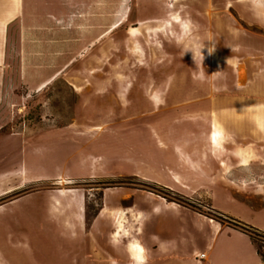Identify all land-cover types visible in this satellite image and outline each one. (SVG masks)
<instances>
[{"label": "rangeland", "instance_id": "1", "mask_svg": "<svg viewBox=\"0 0 264 264\" xmlns=\"http://www.w3.org/2000/svg\"><path fill=\"white\" fill-rule=\"evenodd\" d=\"M249 2L24 0L3 73L12 126H54L61 169L38 170L64 179L0 199V264L85 256L84 228L74 247L53 222L73 220L65 199L60 215L54 205L59 188L84 196L86 226L145 192L204 211L250 236L264 264V17Z\"/></svg>", "mask_w": 264, "mask_h": 264}, {"label": "crops", "instance_id": "2", "mask_svg": "<svg viewBox=\"0 0 264 264\" xmlns=\"http://www.w3.org/2000/svg\"><path fill=\"white\" fill-rule=\"evenodd\" d=\"M248 1L256 5L257 15L264 17V0ZM23 4L24 0H0V199L23 189L40 176L55 178L56 184L59 179H64L61 174L55 176L58 174L51 170H38V165L46 161L61 169L62 143L54 126L36 131L27 125L17 130L12 126L8 106L12 95L3 73L9 48V28L21 14ZM256 24L264 27V19L257 20ZM241 74L242 71H238V78ZM216 123H219L218 127H215ZM211 127L209 137L218 149L222 144L223 123L214 117ZM216 129L221 130L218 143L213 142ZM238 150L244 161L241 164H248L251 158L244 154L245 149L236 148ZM259 164H264V158H260ZM202 170L207 174L206 169ZM167 186L177 191L174 186ZM57 192L54 199L58 201L54 205L60 210L59 215L63 212L62 199H65L64 208L70 209L68 213H73V220L71 216L62 220L60 215L53 222L59 230L73 231L67 234L70 245L76 247L81 239L79 231L84 228L86 253L73 264H263L250 236L224 225L204 211L169 201L158 194L145 192L136 195L131 206L123 209L117 206L111 212L104 206L90 226H86L84 196L74 188H59ZM217 207L222 209L219 205ZM129 235L133 239L126 242ZM203 253L205 257L201 258Z\"/></svg>", "mask_w": 264, "mask_h": 264}, {"label": "bare ground", "instance_id": "3", "mask_svg": "<svg viewBox=\"0 0 264 264\" xmlns=\"http://www.w3.org/2000/svg\"><path fill=\"white\" fill-rule=\"evenodd\" d=\"M219 123L215 124V127H218ZM220 128V127H219ZM221 138V130L216 129L213 134V142L218 143Z\"/></svg>", "mask_w": 264, "mask_h": 264}, {"label": "trees", "instance_id": "4", "mask_svg": "<svg viewBox=\"0 0 264 264\" xmlns=\"http://www.w3.org/2000/svg\"><path fill=\"white\" fill-rule=\"evenodd\" d=\"M242 224V223H241ZM243 225V229L244 230H246V231H250L249 229H251V231L253 230V231H256V232H258L255 228H253V227H250V226H248V225H245V224H242ZM254 233H252V234H250V235H253Z\"/></svg>", "mask_w": 264, "mask_h": 264}, {"label": "built area", "instance_id": "5", "mask_svg": "<svg viewBox=\"0 0 264 264\" xmlns=\"http://www.w3.org/2000/svg\"><path fill=\"white\" fill-rule=\"evenodd\" d=\"M205 257V253H203L202 255H201V258H204Z\"/></svg>", "mask_w": 264, "mask_h": 264}, {"label": "clouds", "instance_id": "6", "mask_svg": "<svg viewBox=\"0 0 264 264\" xmlns=\"http://www.w3.org/2000/svg\"><path fill=\"white\" fill-rule=\"evenodd\" d=\"M201 49H202V48L199 49L200 52H201ZM208 51H209V50H208ZM211 52H212V51H209L210 54H211Z\"/></svg>", "mask_w": 264, "mask_h": 264}]
</instances>
